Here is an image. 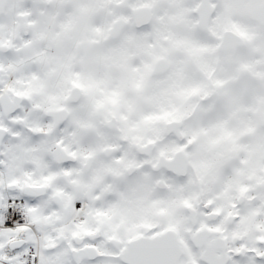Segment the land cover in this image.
Returning <instances> with one entry per match:
<instances>
[{"label": "snow or ice", "instance_id": "1", "mask_svg": "<svg viewBox=\"0 0 264 264\" xmlns=\"http://www.w3.org/2000/svg\"><path fill=\"white\" fill-rule=\"evenodd\" d=\"M0 264H264V0H0Z\"/></svg>", "mask_w": 264, "mask_h": 264}]
</instances>
